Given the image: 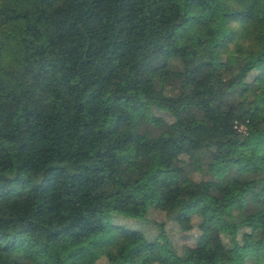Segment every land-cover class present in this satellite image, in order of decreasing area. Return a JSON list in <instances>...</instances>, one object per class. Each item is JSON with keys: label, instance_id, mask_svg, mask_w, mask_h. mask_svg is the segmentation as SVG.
Instances as JSON below:
<instances>
[{"label": "trees", "instance_id": "1", "mask_svg": "<svg viewBox=\"0 0 264 264\" xmlns=\"http://www.w3.org/2000/svg\"><path fill=\"white\" fill-rule=\"evenodd\" d=\"M263 148L264 0H0V264H264Z\"/></svg>", "mask_w": 264, "mask_h": 264}, {"label": "rangeland", "instance_id": "2", "mask_svg": "<svg viewBox=\"0 0 264 264\" xmlns=\"http://www.w3.org/2000/svg\"><path fill=\"white\" fill-rule=\"evenodd\" d=\"M253 49H254L253 51H254L255 54H257L259 52V50H260L258 47H254ZM230 51H232L235 54L236 53H238V54L242 53V49L240 47H237V46H234V45L230 47ZM204 81H205L204 77H203V75H201L199 77V81H198L199 85H202L204 83ZM259 152H264V148L261 149ZM151 158H153V159L159 158V153L157 151H153L151 153ZM179 243H183V244H185L187 246H195V245L198 244V243L195 242V240L193 238L182 239V240L179 241ZM161 254L163 256H166V255L169 254V252L165 249V250H161Z\"/></svg>", "mask_w": 264, "mask_h": 264}]
</instances>
